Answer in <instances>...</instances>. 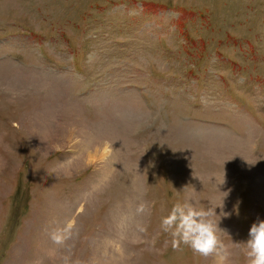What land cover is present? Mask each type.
I'll use <instances>...</instances> for the list:
<instances>
[{
  "label": "rangeland",
  "instance_id": "rangeland-1",
  "mask_svg": "<svg viewBox=\"0 0 264 264\" xmlns=\"http://www.w3.org/2000/svg\"><path fill=\"white\" fill-rule=\"evenodd\" d=\"M188 197L246 264L264 0H0V264H214L161 227Z\"/></svg>",
  "mask_w": 264,
  "mask_h": 264
},
{
  "label": "clouds",
  "instance_id": "clouds-1",
  "mask_svg": "<svg viewBox=\"0 0 264 264\" xmlns=\"http://www.w3.org/2000/svg\"><path fill=\"white\" fill-rule=\"evenodd\" d=\"M224 182L225 176L222 184ZM216 208L197 207L191 197L183 201L177 200L170 212L162 218L161 227L163 231L172 236L174 248L183 244L189 247L194 254L205 258L213 257L214 264H228L231 253L218 235V231L222 229L212 219L217 215ZM221 213L224 214L223 216L228 215L223 211ZM67 227L70 229L72 223L69 222ZM51 239L55 243L63 242L59 231L53 232ZM242 243L245 249L246 264H264V220L258 219L252 223L248 239Z\"/></svg>",
  "mask_w": 264,
  "mask_h": 264
}]
</instances>
